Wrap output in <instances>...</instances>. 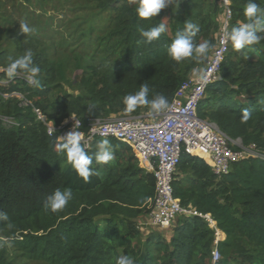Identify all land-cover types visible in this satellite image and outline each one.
I'll list each match as a JSON object with an SVG mask.
<instances>
[{"label": "trees", "instance_id": "16d2710c", "mask_svg": "<svg viewBox=\"0 0 264 264\" xmlns=\"http://www.w3.org/2000/svg\"><path fill=\"white\" fill-rule=\"evenodd\" d=\"M97 1L104 10L113 11L111 35L119 39L123 50L114 65L89 60L77 84L82 94L57 92L64 82L61 65L49 66L48 58L36 52L37 46L32 52L33 64L40 69V86L28 85L17 75L8 77L6 86L0 85V212L8 216L0 222V237L9 239L0 246V263L7 264L3 253L10 249L24 261L40 264H116L122 255L131 257L134 264H210L214 235L203 219L180 218L167 230L169 237L154 233L141 239L138 220L149 213L155 184L153 176L138 167L128 146L107 139L115 160L94 161L95 175L85 183L32 109L19 107L15 98H3L20 94L54 125L76 115L86 131L90 117L150 114L146 106L127 113L122 103L143 83L149 87V99L160 94L170 104L180 85L205 64L216 42L218 27L210 25L205 9L213 3L218 11V0H178V5L166 7L168 15L161 10L149 20L136 16V0ZM248 2L230 0L228 30L246 22L243 8ZM253 2L264 9V0ZM186 21L199 25L194 43L206 40L210 48L202 59L175 62L167 48ZM159 23L165 24L166 31L145 43L139 30ZM11 41L0 53V67L7 66L9 57L24 54L22 47L11 49L22 38ZM243 109L249 112L246 122ZM198 116L214 123L228 138L240 139L244 147L255 145L264 156V39L239 52L228 43L220 80L207 88ZM101 140H94L86 150L93 153ZM172 187L181 206L209 214L224 234L217 246L218 264H264L263 158L242 159L231 165L227 176L216 180L202 160L183 156ZM57 189H71L73 196L63 209L51 212L44 202Z\"/></svg>", "mask_w": 264, "mask_h": 264}, {"label": "built area", "instance_id": "2783aa9c", "mask_svg": "<svg viewBox=\"0 0 264 264\" xmlns=\"http://www.w3.org/2000/svg\"><path fill=\"white\" fill-rule=\"evenodd\" d=\"M224 17L216 38V45L203 68L194 76L187 78L175 92L166 111L139 116L121 115L115 118H87L86 131L76 115H70L60 124L54 125L31 102L20 94L11 93L3 98H15L21 108H31L36 120L41 122L49 137L61 143L60 138L70 130L82 133L81 143L90 148L96 139H114L128 146L140 169L151 174L154 179V197L150 201L149 213L145 220L152 228L169 230L180 218L203 219L213 231L214 240L210 264H218L221 256L219 242L224 234L217 228L209 214H200L191 207L181 206L174 197L172 183L183 156L202 160L208 165L216 180L227 176L231 165L246 158H263L255 145L238 147L236 141L228 138L218 127L198 116L200 103L206 95L207 88L220 80V70L228 52V44L221 40L231 18L230 0H218ZM26 81L24 75L17 74ZM200 77L204 79L201 80ZM239 141V140H238Z\"/></svg>", "mask_w": 264, "mask_h": 264}, {"label": "rangeland", "instance_id": "374dc122", "mask_svg": "<svg viewBox=\"0 0 264 264\" xmlns=\"http://www.w3.org/2000/svg\"><path fill=\"white\" fill-rule=\"evenodd\" d=\"M162 10L165 16L168 15L166 8ZM205 13L210 17V25L218 27L217 38L223 10L218 7L217 11L211 3ZM113 14V11L101 8L97 0H0V53L8 49L11 40L22 38L21 44L11 46L12 50L22 47L23 53L37 46L36 52L48 58L49 66L55 68L61 65L64 82L57 92L63 95L82 94L77 84L91 58L93 63L105 66L107 63L116 64L121 56L123 46L110 30L115 23ZM21 22H27L34 31L25 36L19 34ZM215 45L216 42L208 53V59ZM203 66H198L195 73ZM7 83V74H0V85L6 86ZM4 122L11 123L9 120ZM234 140L238 147H243L240 139ZM138 225L142 240L154 233H161L164 237L170 235L167 230L150 227L145 217L138 220ZM3 256L7 264H40L26 262L10 249H6Z\"/></svg>", "mask_w": 264, "mask_h": 264}, {"label": "clouds", "instance_id": "9594fccd", "mask_svg": "<svg viewBox=\"0 0 264 264\" xmlns=\"http://www.w3.org/2000/svg\"><path fill=\"white\" fill-rule=\"evenodd\" d=\"M174 3L178 5V0H136V16L141 20H149L158 15V13ZM243 15L246 17V22L240 24L238 27H232L231 30L225 28L221 40L222 44H231V47L236 51L244 50L247 46L260 43L264 36L259 33L264 32V9H261L258 4L249 0L243 8ZM19 34L27 35L34 31L27 22L19 24ZM166 31L164 23H159L155 27L148 29L141 28L139 30L141 37L145 43H151L158 39L160 35ZM199 31V25L186 21L184 28L178 31L175 38L172 40L167 48L168 57L175 61L181 62L185 59H202L206 56L210 44L208 41L196 44L193 37ZM7 74L8 77H14L18 73L23 74L26 81L39 87L40 83L37 79L40 69L33 64V52L31 49L25 50L24 54L12 58L9 57V63L5 68H0ZM203 80V77H200ZM149 87L147 83H143L139 87V91L135 94L126 95L122 103L124 110L127 113L136 111L139 106H146L150 114H159L166 111L169 107L167 98L163 95L157 94L149 99ZM249 119V112L247 109L242 110V121L246 122ZM61 143L57 145L58 151L62 153L67 162L71 165L77 177L83 182L87 183L89 178L95 175L91 165L95 161L97 164H108L115 160L113 145L107 139L97 142L95 151L89 153L86 146L81 143L82 133L76 130H70L63 136L59 137ZM73 193L71 189H64L63 191L57 189L52 195L46 198L44 208L51 212H56L63 209L72 199ZM8 220V216L4 212H0V222ZM11 227V224L8 225ZM7 237H0V246L8 244ZM116 264H134V260L126 255L119 256Z\"/></svg>", "mask_w": 264, "mask_h": 264}, {"label": "crops", "instance_id": "0c3cea01", "mask_svg": "<svg viewBox=\"0 0 264 264\" xmlns=\"http://www.w3.org/2000/svg\"><path fill=\"white\" fill-rule=\"evenodd\" d=\"M194 74H195V71H193V72L188 76V78L191 77V76H194Z\"/></svg>", "mask_w": 264, "mask_h": 264}]
</instances>
